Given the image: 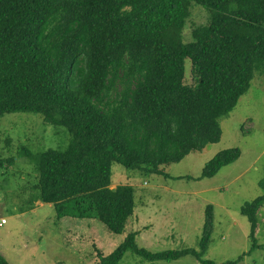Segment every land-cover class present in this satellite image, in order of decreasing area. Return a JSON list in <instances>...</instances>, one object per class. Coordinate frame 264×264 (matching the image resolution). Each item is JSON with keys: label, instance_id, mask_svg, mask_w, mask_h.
<instances>
[{"label": "trees", "instance_id": "obj_1", "mask_svg": "<svg viewBox=\"0 0 264 264\" xmlns=\"http://www.w3.org/2000/svg\"><path fill=\"white\" fill-rule=\"evenodd\" d=\"M194 3L209 20L187 33ZM256 71L264 73V0H0V116L40 113L71 135L64 150L24 149L36 162L34 198L60 209L90 199L117 234L136 203L133 186L111 187L114 164L169 175L163 166L221 140V119ZM240 155L238 147L218 152L201 178ZM259 185L263 193L241 208L252 246L237 260L204 258L215 227L209 204L198 250L153 252L134 231L97 264H121L129 250L150 261L239 264L259 246L264 177ZM0 264L11 262L0 253Z\"/></svg>", "mask_w": 264, "mask_h": 264}, {"label": "rangeland", "instance_id": "obj_2", "mask_svg": "<svg viewBox=\"0 0 264 264\" xmlns=\"http://www.w3.org/2000/svg\"><path fill=\"white\" fill-rule=\"evenodd\" d=\"M193 6L187 33L209 20L207 11ZM221 127L219 142L163 166L169 175L114 164L111 187L133 186L136 203L125 232L117 234L98 220L90 199L60 209L34 198L39 191L36 162L24 149L35 155L49 148L64 150L70 143L69 129L30 111L0 116V253L11 264H97L101 253L110 254L134 231L138 245L153 252L198 250L206 208L213 204L215 227L204 258L217 263L237 260L252 246L250 221L241 208L263 193L259 181L264 177V73L255 72L249 91L221 119ZM235 147L241 155L234 163L214 177L201 178L207 161ZM258 218L259 246L239 264H264V207ZM121 264L202 263L193 255L150 261L129 250Z\"/></svg>", "mask_w": 264, "mask_h": 264}]
</instances>
